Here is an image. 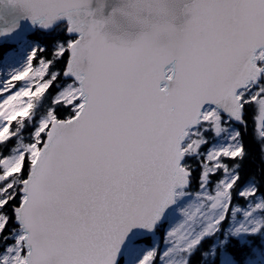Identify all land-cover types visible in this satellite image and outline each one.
<instances>
[{
    "label": "snow or ice",
    "instance_id": "6c2138e0",
    "mask_svg": "<svg viewBox=\"0 0 264 264\" xmlns=\"http://www.w3.org/2000/svg\"><path fill=\"white\" fill-rule=\"evenodd\" d=\"M264 0H0V264H264Z\"/></svg>",
    "mask_w": 264,
    "mask_h": 264
},
{
    "label": "trees",
    "instance_id": "16d2710c",
    "mask_svg": "<svg viewBox=\"0 0 264 264\" xmlns=\"http://www.w3.org/2000/svg\"><path fill=\"white\" fill-rule=\"evenodd\" d=\"M248 129L244 136V143L248 151L244 163L250 173H256L258 176L264 170V153L261 152V143L254 135L255 116L249 113L247 117Z\"/></svg>",
    "mask_w": 264,
    "mask_h": 264
}]
</instances>
